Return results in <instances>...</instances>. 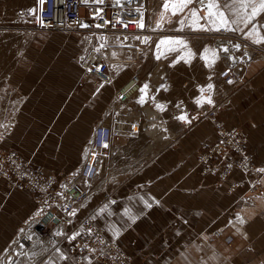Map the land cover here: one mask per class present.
<instances>
[{
	"label": "crops",
	"instance_id": "1",
	"mask_svg": "<svg viewBox=\"0 0 264 264\" xmlns=\"http://www.w3.org/2000/svg\"><path fill=\"white\" fill-rule=\"evenodd\" d=\"M193 1L183 9L185 14L197 10ZM230 2L234 0L226 3ZM171 3H174L173 0L168 2V9ZM235 3L238 4L224 11L226 17L233 18L234 22L243 18L244 13L252 11L249 6L241 9L239 0ZM160 6L156 8L157 12L164 10L163 4ZM201 15L204 16L203 12L199 17ZM39 30L34 26L31 32L36 34L37 42L26 44L22 48L26 49V56L12 62V67L16 68L0 79V97L5 98V103L10 99L5 108L7 125L1 133L0 146L41 163L45 174L57 176L71 170L83 158L92 126L96 123H93V113L105 114L113 109L110 102L114 89L132 73L140 72L134 66H151L156 61L136 56L131 47L141 46L138 45L141 42L133 37L121 36L116 40L118 48L110 47V50L113 48L111 57L116 51L115 62L119 61L122 65L112 73L108 84L105 83L107 85L96 92V104L92 107L91 86L84 82L82 87H75L81 72L79 65L70 58L46 57L44 42H39ZM142 31L120 32H123L121 35H140ZM144 31L148 36L154 34ZM252 33L256 34L254 30ZM260 33L264 34V27H261ZM241 79L239 84L228 83L225 93H219L217 115L225 123L240 128L245 135V148L251 160L263 167L264 50L247 58L241 70ZM143 82L148 84L146 80ZM13 93L21 101L11 109ZM115 99L114 96L116 103ZM177 108V112H170L191 113L185 103H180ZM196 109H202V106ZM129 110L133 112V106ZM146 111L153 112L150 109ZM203 117L191 121L190 118L180 119L181 125L186 127L173 138L169 132L167 137L154 135L155 138H148L142 145L143 149L139 150L142 162L131 170H125L119 160L121 149L119 144L113 143V135L120 132H114L105 157L99 161L100 178L102 181L105 179L112 199L96 207V198L92 200L86 196L75 205L69 222L63 223L51 235L37 236L29 251L11 247L18 242V233L35 222L38 192L27 187L8 189L0 179V264H99L88 253L76 258L67 250L74 237L84 231L78 225L84 215L91 216L107 237H116L121 242L123 249L132 257L131 264H207L198 260L201 257L217 260V254L207 255L203 250L189 248L191 244L183 248V243L194 241L196 233L211 221L215 225L239 227V234H236L235 228L231 232L233 243L228 254L233 264L237 261L256 264L258 260L262 263L264 172L259 177L261 192H251L249 197L243 196L248 192V182L238 169L231 170L225 177L209 173L201 175L193 167L195 153L201 144L209 143L215 137L210 121ZM98 120L108 122V117L105 115ZM122 121L126 123L123 132L133 136L129 126L133 125L135 132L138 124L130 120ZM143 127L146 132H151L149 126ZM96 176L89 183L94 182ZM248 241L250 247L246 244ZM18 254L22 257L16 263Z\"/></svg>",
	"mask_w": 264,
	"mask_h": 264
},
{
	"label": "rangeland",
	"instance_id": "2",
	"mask_svg": "<svg viewBox=\"0 0 264 264\" xmlns=\"http://www.w3.org/2000/svg\"><path fill=\"white\" fill-rule=\"evenodd\" d=\"M127 1L124 2H132V0ZM169 1L171 0H143V2L141 0L142 3L140 5H143L144 8H137L138 10L142 9L143 15L144 25L140 30L151 31L154 33L152 36L145 34L146 31H142L140 35H129L127 33L121 35L123 32L101 31L94 27L92 18H88V5H98L100 7L105 3L104 13H106L109 3H122L123 0H82L81 10L85 18L87 17L89 25L70 26L59 30L40 29L38 31L41 37L39 42H44L43 44L45 45L46 57L70 58L78 64V59L84 50L89 45L96 43L99 38L104 37L111 41L109 46L110 53H108L110 55L109 59H111L110 63H112L110 66L111 72L114 73L122 63L119 61L118 63L115 62V59H117L116 51L111 57L113 48L110 50V47L118 48L117 45L119 43H116V40L124 36L128 39L133 37V39L135 38V40L141 42V44H138L141 46H136L138 48L135 52L136 56L138 55L139 58H152L156 61L151 66L142 64L134 66L140 71L138 74L142 81L141 85L145 87L143 92L133 96L126 102H122V104L114 102L113 94L111 97L110 105L113 110H117V117L126 121H135L138 124L136 126L138 130L133 132V136H129L125 132L113 135V143L120 145L119 160L124 165L125 170H131L142 162L141 158H139V150L143 149L142 145L148 141V138L153 139L155 138L154 135L160 138L167 137L168 132L173 138L179 134L182 128L186 127V125H181L179 117L184 116L185 118H190L189 121H191L195 118V113L202 111L203 107L216 104V99L220 97L219 93L221 95L225 93L228 86V83L223 81L218 75L223 67H233L234 69L235 66L241 74L247 58L257 56L264 50V34L260 33L261 27H264V12H261L248 23L243 22L244 17L237 19L235 22L233 18H227L230 30H224V33H219L220 30H216L218 23L213 25L207 18L206 12L208 13V8L200 11L194 9L197 13L196 17L192 16V12L185 14V10L173 14V4L178 3V0H173L174 3H171L170 9L164 7V10L160 11V9L157 12L158 6L161 5V8L162 4L164 6ZM32 2L33 0H0V79L9 74L11 69L14 70L16 68V66L12 67L13 63L23 55L26 56V49L22 48L28 43L35 44L37 42L36 34L31 32L34 25L29 16V11L26 10L31 9L30 5ZM210 2L215 1L210 0ZM215 3L220 6L219 10L221 11H228L231 7L238 4L235 2ZM252 4L258 5L259 0H253L249 5L250 8H252ZM227 5H231V7H227ZM202 12L204 16L201 15L202 17H199ZM212 19L216 18L213 17ZM88 21L86 20L87 23ZM253 30L256 34L252 33ZM249 33L251 34L249 35ZM257 39L261 42L256 43ZM176 41H182L183 43H176ZM147 42L150 43L147 45ZM131 49L134 50L132 47ZM165 62L168 65L165 66ZM165 69L167 72H165ZM144 80L148 84L143 82ZM84 82L91 86L90 81L84 78L80 72L75 87H82ZM107 84L104 85L106 86ZM97 93L91 97L92 107L96 104ZM209 100L211 101L210 103L208 102ZM20 101L21 98L13 93L10 108L14 109ZM180 103H185L189 106L191 115L173 114L174 111H178L177 105ZM9 104L10 99L5 103V98L0 97V136L7 125L5 108ZM115 106L120 107L117 108ZM132 106L133 112L129 110ZM199 106H202V109H196ZM146 109H150L153 112L147 113ZM170 110L174 111L170 112ZM93 116L94 123L99 121V118H104L105 114L93 113ZM143 125L149 126V131L151 132H146ZM129 127H133V125ZM29 160L34 162L31 159ZM78 163H75L72 167H77ZM255 165L261 167L260 165ZM72 167L71 169H73ZM193 167L201 175L214 174L210 171L202 170L201 166L196 163L195 156ZM261 169H264V166ZM60 175L62 174L57 176ZM100 176L99 171L95 181L89 183L91 185L87 195V199L92 198V200H95L96 198V207L112 199L111 191L106 188L105 179L102 181ZM244 179L248 180L249 174H244ZM255 185L259 187L257 188L258 191L262 190L259 179L255 182ZM252 191L248 190L243 196L249 197ZM241 203H243V200ZM262 213L264 214V211ZM90 219L97 225L91 216ZM99 227L102 229L101 226ZM234 228L226 225H215L211 221L204 225L201 231L196 233L194 241L183 243V248H188V245L191 244L189 248L194 247L193 249L203 250L205 254L207 252V255L217 254L218 256L217 260H213L212 257H201L198 259L200 262L205 261L207 264H233L232 257H229L228 254L233 243V233L231 232L240 233L239 227ZM227 232L232 236L230 243H225L222 240L223 235L227 234ZM114 239L117 238L114 237ZM246 244L250 247L249 241ZM21 257L22 255L18 254L14 262L19 263ZM236 264L242 263L237 261ZM256 264H264V261L261 263L258 260Z\"/></svg>",
	"mask_w": 264,
	"mask_h": 264
},
{
	"label": "built area",
	"instance_id": "3",
	"mask_svg": "<svg viewBox=\"0 0 264 264\" xmlns=\"http://www.w3.org/2000/svg\"><path fill=\"white\" fill-rule=\"evenodd\" d=\"M224 1V0H215ZM82 0H33L29 16L33 25L40 29H62L70 26L89 25L81 10ZM207 0H194L193 5L202 10ZM141 3L114 2L106 6L103 3L88 5V18H92L95 28L101 31H135L142 29L133 23L134 17L139 15L137 8ZM88 21V23L86 22ZM85 21V24H84ZM111 41L104 37L89 45L78 59V65L84 78L90 81L92 93L112 77L108 47ZM134 53L138 50L132 46ZM219 77L232 84L242 82L240 71L233 67H223ZM141 82L140 75L132 73L125 82L114 89V96L119 102L130 99ZM217 104H213L195 113V118L206 117L213 127L215 137L209 143H203L195 153V161L202 170L210 171L219 177H225L233 169L249 174L248 190L258 191L255 182L258 181L261 167L256 166L245 148V135L236 125L225 123L217 115ZM116 111L110 109L105 113L108 122L98 121L91 129L90 140L84 149V156L78 166L60 176L45 174L42 165L31 162L19 152L0 146V179L8 189L27 187L38 192L36 221L18 233V241L26 243L29 249L37 236L51 235L63 223L69 222V216L74 207L88 194V185L98 172V162L105 157L111 135L117 126ZM107 145L105 147L104 145ZM81 176V183L77 178ZM256 189V190H255ZM84 228L68 244L67 250L79 258L88 253L99 264H131L132 257L124 249L121 242L107 237L103 230L95 225L88 215H84L78 222ZM223 242L230 243L232 236L225 234ZM24 245V244H23ZM11 248L21 249V244L14 243ZM141 264V263H140Z\"/></svg>",
	"mask_w": 264,
	"mask_h": 264
},
{
	"label": "snow or ice",
	"instance_id": "4",
	"mask_svg": "<svg viewBox=\"0 0 264 264\" xmlns=\"http://www.w3.org/2000/svg\"><path fill=\"white\" fill-rule=\"evenodd\" d=\"M44 0H41V3H43ZM235 2V0H234ZM192 3V0H178V3H174L173 4V14H175L178 11H183V9L188 5ZM252 3V0H239V4H240V8L241 9H245L249 6V4ZM165 8L168 7V4L165 3L164 5ZM209 11L207 14V18L211 21V23L213 25H217L218 23V27H216V30H220L221 28H223L224 30H230L229 29V21L226 17V14L224 11L219 10L220 6L218 4H216L215 2H210L207 5ZM227 7H231V5H227ZM213 9H216V11H213ZM235 11V10H234ZM261 12H264V0H259V4H252V11L250 14L244 13V23H248L249 21H251L254 17H256L257 15H259ZM237 15H239V13H236ZM192 16L196 17L197 13L195 10L192 11ZM213 17H215L216 19H212ZM142 26V25H141ZM251 33H249L250 35ZM256 43H260L261 41L259 39H257L255 41ZM176 43H183L182 41H176ZM209 87H211V85H209ZM144 89H141V92H143ZM142 102V100H141ZM209 103L211 102L210 100L208 101ZM179 119L184 120L186 119L184 116L179 117ZM105 147H107V145H104ZM261 171H264V169H262Z\"/></svg>",
	"mask_w": 264,
	"mask_h": 264
},
{
	"label": "bare ground",
	"instance_id": "5",
	"mask_svg": "<svg viewBox=\"0 0 264 264\" xmlns=\"http://www.w3.org/2000/svg\"><path fill=\"white\" fill-rule=\"evenodd\" d=\"M124 1H127V0H123V2ZM213 1H215V0H213ZM229 0H224V1H215V2H218V3H226V2H228ZM128 2V1H127ZM142 2H143V0H142ZM141 2V0H132V2H130V3H142ZM210 3V0H207V3L206 4H204L203 5V7H202V10H205L206 9V7H207V5ZM31 7H32V3H31V5H30ZM143 8H144V6L143 5H141ZM197 9V8H196ZM26 10H28V9H26ZM198 10V9H197ZM201 10V9H200ZM143 15H142V9H140L139 10V15L137 16V17H134L135 19H133V23H134V25L136 26V27H143V25H144V23H143V17H142ZM84 24H85V21H84ZM142 25V26H141ZM225 31H224V29H220V31H219V33H224ZM110 46V45H109ZM119 51V50H118ZM108 52H109V47H108ZM115 54V53H114ZM108 56H109V53H108ZM110 62V61H109ZM111 64L112 63H110V66H111ZM240 67H241V65H240ZM234 68H235V70L236 71H239V69H237L235 66H234ZM239 68V67H238ZM111 80V79H110ZM109 82V81H108ZM227 83H229V82H227ZM142 84V81L139 83V87L137 88V90L135 91V93H134V95L133 96H135L137 93H140L141 92V89H144L145 87H143V85H141ZM104 85V84H103ZM102 85V86H103ZM101 86V87H102ZM100 87V88H101ZM99 88V89H100ZM98 89V90H99ZM97 92V91H96ZM95 92V93H96ZM94 94V93H93ZM116 98V97H115ZM116 102L118 103V104H122V102H119L117 99H116ZM117 111V110H116ZM125 125H126V123L125 122H123L122 121V119H120V118H117V126L114 124L113 126H114V128H115V132H123L124 131V129H125ZM129 125V124H128ZM128 127V126H127ZM129 130L130 131H133L134 132V130H133V127H129ZM114 133V132H113ZM113 133H112V135H113ZM112 135H111V139H112ZM98 165H99V162H98ZM98 172H99V166H98ZM98 172H97V174H98ZM81 183L84 181L83 180V178L81 177V176H79L78 178H77ZM35 221H36V216H35ZM34 241V240H33ZM17 243H19V244H21V246L23 247V248H21V249H18L19 251H21L22 249H24V250H28V248L26 247L27 245H26V243H20V241H18ZM33 243V242H32ZM24 244V245H23ZM26 250V251H27Z\"/></svg>",
	"mask_w": 264,
	"mask_h": 264
}]
</instances>
